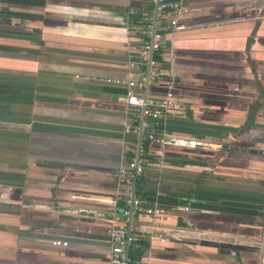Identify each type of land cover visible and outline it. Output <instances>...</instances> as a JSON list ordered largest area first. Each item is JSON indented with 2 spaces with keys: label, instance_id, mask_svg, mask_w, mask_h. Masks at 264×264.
I'll use <instances>...</instances> for the list:
<instances>
[{
  "label": "crops",
  "instance_id": "0c3cea01",
  "mask_svg": "<svg viewBox=\"0 0 264 264\" xmlns=\"http://www.w3.org/2000/svg\"><path fill=\"white\" fill-rule=\"evenodd\" d=\"M176 1L186 28L166 35L163 58L185 109L150 124L206 147H167L160 167L126 87L87 79L140 80L137 21L155 19L154 1L0 0V264H114L108 230L128 190L117 171L124 145L144 142L130 192L167 219L130 216L141 241L128 258L264 264V0Z\"/></svg>",
  "mask_w": 264,
  "mask_h": 264
},
{
  "label": "built area",
  "instance_id": "2783aa9c",
  "mask_svg": "<svg viewBox=\"0 0 264 264\" xmlns=\"http://www.w3.org/2000/svg\"><path fill=\"white\" fill-rule=\"evenodd\" d=\"M156 4L155 19L144 15L137 23L138 28L146 36L140 49V64L148 67L146 72L140 73V80L132 79L122 81L108 78L87 77L88 80L114 83L124 85L126 93L123 103L132 111L135 117L143 118L142 129L146 131L145 138L160 146L161 154L156 159L158 165L165 164L164 150L167 147H178L186 149L205 148L206 143L196 139L176 136L167 132L157 131L150 124V120L157 121L166 118L169 114L185 109L177 101L173 94L172 84L175 82L176 71L169 61V65L160 62L155 58V53L159 52L166 40L167 34H173L184 30L186 27L179 22V16L186 12L182 2L176 0H153ZM166 80L170 83V88L161 96L156 97L147 92H140L137 88L145 84L156 83ZM124 149L129 155L126 165L117 171L119 181L128 187L127 193L122 198L126 208L122 211L115 209L114 221L108 232L112 241L110 260L114 264H151L149 261H132L127 256L131 245L141 241V236L131 230L130 216L134 214L147 215L155 219L165 220L166 211L157 206H147L141 199L130 192L132 185L140 180L145 174V167L148 163L149 151L142 144H126ZM56 245L67 246L68 242L55 241Z\"/></svg>",
  "mask_w": 264,
  "mask_h": 264
},
{
  "label": "trees",
  "instance_id": "16d2710c",
  "mask_svg": "<svg viewBox=\"0 0 264 264\" xmlns=\"http://www.w3.org/2000/svg\"><path fill=\"white\" fill-rule=\"evenodd\" d=\"M139 20H140V18H139ZM139 20L137 21V23L139 22ZM166 47L164 46V45H162V47H161V49H160V51L159 52H157V53H155V58L157 59V60H159L160 62H164V55L166 54ZM157 83V82H156ZM153 84V83H152ZM152 95H156V94H154V93H151ZM162 95H156V97H161ZM147 143L146 142H144L142 145L144 146V148H146V150H147V148H148V146L146 145ZM148 243L147 242H142V246L144 247V248H147L148 247Z\"/></svg>",
  "mask_w": 264,
  "mask_h": 264
},
{
  "label": "water",
  "instance_id": "95a60500",
  "mask_svg": "<svg viewBox=\"0 0 264 264\" xmlns=\"http://www.w3.org/2000/svg\"><path fill=\"white\" fill-rule=\"evenodd\" d=\"M139 144H141V143H139ZM136 183V182H135ZM236 248H238V249H241V250H250V246H248V245H245V244H243V243H240V244H238V245H234Z\"/></svg>",
  "mask_w": 264,
  "mask_h": 264
}]
</instances>
